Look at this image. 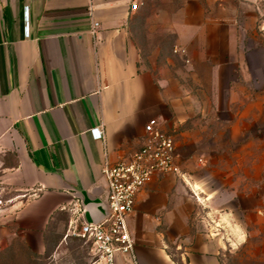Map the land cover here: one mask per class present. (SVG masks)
<instances>
[{"label":"crops","instance_id":"crops-1","mask_svg":"<svg viewBox=\"0 0 264 264\" xmlns=\"http://www.w3.org/2000/svg\"><path fill=\"white\" fill-rule=\"evenodd\" d=\"M230 2L0 0V151L14 155L3 177L27 231L57 227L66 242L77 198L96 218L107 212L105 162L130 160L156 119L181 175L156 174L139 192L127 218L134 255L117 264H225L219 222L230 221L209 211L214 196L182 170L179 148L194 131L222 130L219 116L239 115L234 99L250 86L247 30Z\"/></svg>","mask_w":264,"mask_h":264},{"label":"rangeland","instance_id":"rangeland-1","mask_svg":"<svg viewBox=\"0 0 264 264\" xmlns=\"http://www.w3.org/2000/svg\"><path fill=\"white\" fill-rule=\"evenodd\" d=\"M230 1L238 26L247 30L243 47L251 83L241 84V98L234 99L240 114L219 116L222 130L192 132L197 139L180 147L179 156L182 170L202 185V197L214 196L209 211L223 210L230 221L219 222L224 263L264 264V0ZM231 119L239 131H232ZM13 165L14 155L0 151V264H93L91 243L74 237L61 243L59 228L36 235L17 221L18 189L3 177ZM208 223L215 226L194 222L191 229L202 232Z\"/></svg>","mask_w":264,"mask_h":264},{"label":"built area","instance_id":"built-area-1","mask_svg":"<svg viewBox=\"0 0 264 264\" xmlns=\"http://www.w3.org/2000/svg\"><path fill=\"white\" fill-rule=\"evenodd\" d=\"M137 7L133 2L132 9ZM144 130V144L130 160L115 164L105 162L102 168L108 188L105 217L98 223H88L83 202L76 199L69 234L92 244L93 264H117L119 256L134 255L135 241L127 218L133 213L137 195L156 174L181 175L173 136L162 131L156 119H150ZM91 135L94 140L103 139L100 128L92 129Z\"/></svg>","mask_w":264,"mask_h":264},{"label":"water","instance_id":"water-1","mask_svg":"<svg viewBox=\"0 0 264 264\" xmlns=\"http://www.w3.org/2000/svg\"><path fill=\"white\" fill-rule=\"evenodd\" d=\"M83 208L85 211V218L88 223H98L107 214L106 210H103L102 213H100L99 216L96 218L92 213V201L88 200L87 198L84 199Z\"/></svg>","mask_w":264,"mask_h":264}]
</instances>
